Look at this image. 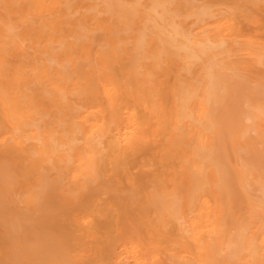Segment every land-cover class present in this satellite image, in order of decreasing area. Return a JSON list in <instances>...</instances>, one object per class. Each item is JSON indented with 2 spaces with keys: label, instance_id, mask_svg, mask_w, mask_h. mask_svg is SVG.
<instances>
[{
  "label": "bare ground",
  "instance_id": "bare-ground-1",
  "mask_svg": "<svg viewBox=\"0 0 264 264\" xmlns=\"http://www.w3.org/2000/svg\"><path fill=\"white\" fill-rule=\"evenodd\" d=\"M262 9L0 0V264H264ZM176 27L216 48L185 70L149 36L152 62H133L145 28L167 40ZM210 70L234 82L226 103L206 94ZM5 166L29 195L10 198L16 217ZM41 182L55 199L38 211Z\"/></svg>",
  "mask_w": 264,
  "mask_h": 264
},
{
  "label": "snow or ice",
  "instance_id": "snow-or-ice-1",
  "mask_svg": "<svg viewBox=\"0 0 264 264\" xmlns=\"http://www.w3.org/2000/svg\"><path fill=\"white\" fill-rule=\"evenodd\" d=\"M105 7L115 11L117 8H124V7H136V8H145L152 10H159L161 8L165 10H171L176 8L175 4L169 3H161V4H152L144 5V4H136V5H117L112 3H107L104 5ZM188 7L193 9H206L208 5H188ZM141 35V42L138 44L136 49V55L133 57V62L137 59L141 61V65L145 62L151 63L152 58L144 57L146 42L149 39V36L152 37V44L149 48V52L151 49H155L157 46L160 48V60L162 61L164 56H168L170 60L178 59L181 56L187 57L185 61L187 67L185 70H191L192 64L202 62L203 56L207 55L209 52L213 51L216 46L208 43H197L193 44V38L186 33H183L179 27H176L174 30V35H171L167 40L160 38L157 39L155 37L154 32H150L147 28L140 34ZM183 41V43H181ZM143 67H140V71H143ZM205 81H206V88H205ZM205 81L198 80L196 82V87L198 88H205L206 94L208 95L209 99H214L217 104L226 103L232 93L234 82L230 80L228 77L218 74L214 71H208L205 77ZM250 107V105H249ZM15 135V133H13ZM10 141L8 140L7 136L5 137L4 143L7 145ZM5 187L3 196L5 201L7 202L10 210V215L12 217L18 216L16 211V205L20 203V201L10 203L11 197L20 196L22 200L29 199V195L27 193H20L18 190L22 187L21 184L17 182V178L14 177L11 172L8 170L7 166H5ZM31 203L32 206L35 207L38 211L45 207L47 201L52 199L54 201L55 196L54 193L48 189L47 182H41L39 187L35 189H31ZM262 197H264V183H262ZM22 206V204H21ZM261 209L264 210V198L260 201ZM48 212L52 215L56 214L55 207H48ZM8 213H6L7 216ZM15 236V240L17 243H23L21 240L20 234L18 230L15 228V225L10 229ZM18 264V262H17Z\"/></svg>",
  "mask_w": 264,
  "mask_h": 264
},
{
  "label": "rangeland",
  "instance_id": "rangeland-1",
  "mask_svg": "<svg viewBox=\"0 0 264 264\" xmlns=\"http://www.w3.org/2000/svg\"><path fill=\"white\" fill-rule=\"evenodd\" d=\"M262 11H264V10L262 9L261 12H262ZM263 33H264V30H263ZM155 170H156V168H155V169H154V168H151L150 171L153 173V172H155ZM244 207H245V204H242V209H243L242 212H245ZM244 215H245V216H248L247 213H244ZM38 241H41V240H40V239L38 240V238H37V239H36V243H39ZM31 243H32V242H31ZM34 244H35V240H34ZM30 245H31V244H30Z\"/></svg>",
  "mask_w": 264,
  "mask_h": 264
}]
</instances>
